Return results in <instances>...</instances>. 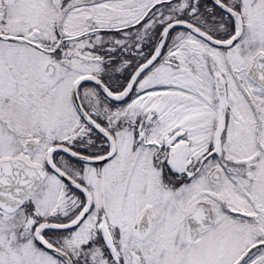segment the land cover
<instances>
[{
    "label": "snow or ice",
    "instance_id": "1",
    "mask_svg": "<svg viewBox=\"0 0 264 264\" xmlns=\"http://www.w3.org/2000/svg\"><path fill=\"white\" fill-rule=\"evenodd\" d=\"M0 264H264V0H0Z\"/></svg>",
    "mask_w": 264,
    "mask_h": 264
}]
</instances>
